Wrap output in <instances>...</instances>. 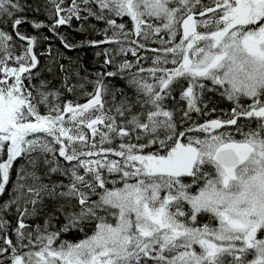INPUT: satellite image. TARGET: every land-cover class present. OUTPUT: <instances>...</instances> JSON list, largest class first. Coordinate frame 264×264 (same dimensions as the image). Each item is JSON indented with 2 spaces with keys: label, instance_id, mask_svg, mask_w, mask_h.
Here are the masks:
<instances>
[{
  "label": "snow or ice",
  "instance_id": "6c2138e0",
  "mask_svg": "<svg viewBox=\"0 0 264 264\" xmlns=\"http://www.w3.org/2000/svg\"><path fill=\"white\" fill-rule=\"evenodd\" d=\"M0 264H264V0H0Z\"/></svg>",
  "mask_w": 264,
  "mask_h": 264
},
{
  "label": "trees",
  "instance_id": "16d2710c",
  "mask_svg": "<svg viewBox=\"0 0 264 264\" xmlns=\"http://www.w3.org/2000/svg\"><path fill=\"white\" fill-rule=\"evenodd\" d=\"M25 30L26 31H32L31 28H30V25H25ZM63 30L64 29H62V31ZM48 34L51 35L50 33H48ZM72 35L75 37V39L77 41L83 38L82 34H80V33L73 32ZM73 54H75V53H73ZM81 55L84 57L85 61L88 62L86 64V66L90 67L91 66V61L95 59L93 52L91 50H85V51L81 52ZM221 106L224 107L226 110L228 109V103L227 102H223Z\"/></svg>",
  "mask_w": 264,
  "mask_h": 264
}]
</instances>
